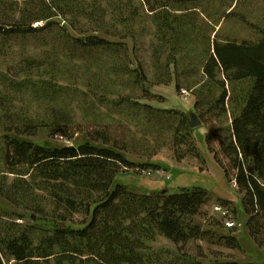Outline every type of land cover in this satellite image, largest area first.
I'll list each match as a JSON object with an SVG mask.
<instances>
[{"label":"trees","instance_id":"1","mask_svg":"<svg viewBox=\"0 0 264 264\" xmlns=\"http://www.w3.org/2000/svg\"><path fill=\"white\" fill-rule=\"evenodd\" d=\"M103 1L0 0V57L10 61L0 71V199L15 208L0 209V264H203L202 254L181 249L197 241L241 248L235 229L218 234L195 223L206 188L140 193L115 182L124 169L151 165L128 154L151 157L170 145L177 160L201 157L188 115L151 101L162 98L152 86L171 82L193 93L204 123L231 112L229 132L207 137V147L237 186L250 235L264 249V35L220 40L201 17L211 2L236 0ZM58 17L73 28L89 20L92 29L75 35ZM147 20L152 75L139 56ZM35 38L45 53L16 51L15 42ZM66 58L76 65L64 69ZM69 78L86 89L61 84ZM80 96L83 120L75 122L66 102ZM31 102L45 112H30ZM51 125L87 140L51 147L22 138ZM158 236L178 252L154 251Z\"/></svg>","mask_w":264,"mask_h":264},{"label":"rangeland","instance_id":"2","mask_svg":"<svg viewBox=\"0 0 264 264\" xmlns=\"http://www.w3.org/2000/svg\"><path fill=\"white\" fill-rule=\"evenodd\" d=\"M103 2L106 4L107 0ZM205 10L206 15L202 14L201 17L204 20L207 19L208 22L215 27V33L219 34L220 40L221 38L235 39L237 41L243 39L258 40L264 35V0H236L233 4L211 2L205 5ZM57 19L62 25L67 26L70 33L75 35L82 31H88L86 33H90L93 25H91L89 20H82L80 25L73 28L64 18L58 17ZM145 23L147 26L146 33L139 38V40H143L141 48L139 44V56L148 69L149 74L152 75L153 68L151 64L150 43L153 39V27L150 21L147 20ZM43 24L44 21H41L36 22L35 25ZM136 26L137 29H140L143 25L137 21ZM75 28H77V32ZM48 39L51 38L48 37ZM129 42H131V40ZM18 43V41L14 43L16 44V51H26V53L30 54H43L48 49L47 47H41L37 38L31 39L24 47L19 46ZM8 60L9 59L6 60V57H0V71H6V64L10 62H7ZM75 63L76 62L71 61L70 58H66L63 67L67 69L66 65H76ZM67 74L70 75L68 72ZM67 81L68 82H61V84L66 86L76 85L79 89H86L79 83L80 80L77 78L76 80L74 78H69ZM242 86L245 87L246 85H240V87ZM1 89H3V87L0 83V90ZM152 90L162 95L161 99L156 98L151 100L155 105L164 108L178 109L179 111L185 112L190 119L191 113L196 112L193 93L189 90H187V92L183 90L177 91L174 82L167 85L152 86ZM82 99V96H80L76 101L67 100L66 102L75 122L83 120V115L77 108V103L82 101ZM29 107L32 113H44L46 109V106H40L37 102L29 103ZM199 119L201 120V124L192 128L193 137L201 152L200 158L189 156L181 161L177 160L170 145H166L162 149H159L155 155L151 157H140L134 153L128 154L131 159L138 163H150L151 165L147 166L144 170L136 168L130 170L124 169L117 175L115 182L125 184L131 190L140 193L159 192L162 189H168V191L172 193L179 192L183 188H192L194 186L206 188L209 193V200L203 206L202 214L194 218L195 223L200 224L205 229L211 227L218 234H229L230 230L225 227L221 215L215 210L217 205L228 207L231 215L238 223L234 235L238 237L241 248L231 249L219 243L197 241L183 247L180 252L188 253L193 257L202 254L203 257L199 259H201L203 264H210L216 259L264 264V249L258 247L250 235L248 228L249 217L245 212L243 197L237 191V186L227 180L223 169L207 147V137L213 138L216 134L223 136L229 132L232 121L231 112L216 121L213 120L208 123H204L201 117H199ZM55 127V125L42 127L39 129L37 135L23 136L22 138L51 147L74 146L84 143L87 140L86 135L83 133L76 134L72 139L57 138V128ZM140 136L141 134L139 137ZM0 209L10 212L15 211L14 207L1 199ZM78 218L81 219L82 217L78 216ZM54 224L55 221L50 222V225ZM149 244L156 252L163 253L167 249L172 250L173 253L178 252V246L162 236H158Z\"/></svg>","mask_w":264,"mask_h":264},{"label":"built area","instance_id":"3","mask_svg":"<svg viewBox=\"0 0 264 264\" xmlns=\"http://www.w3.org/2000/svg\"><path fill=\"white\" fill-rule=\"evenodd\" d=\"M187 92V91H184ZM57 138L64 139L65 137L61 134L56 135ZM216 212H218L221 215V218L223 219L224 225L227 229H235L238 226L237 220L231 215V212L228 208L217 205Z\"/></svg>","mask_w":264,"mask_h":264},{"label":"water","instance_id":"4","mask_svg":"<svg viewBox=\"0 0 264 264\" xmlns=\"http://www.w3.org/2000/svg\"><path fill=\"white\" fill-rule=\"evenodd\" d=\"M201 124V120L199 119V116L196 112H192L191 114V126L192 127H197L198 125ZM34 219H36V216H33Z\"/></svg>","mask_w":264,"mask_h":264}]
</instances>
